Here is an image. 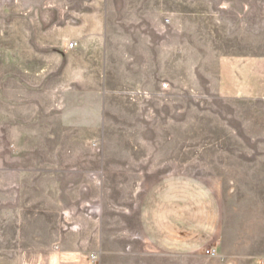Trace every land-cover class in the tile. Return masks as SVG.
Wrapping results in <instances>:
<instances>
[{
  "label": "rangeland",
  "instance_id": "obj_1",
  "mask_svg": "<svg viewBox=\"0 0 264 264\" xmlns=\"http://www.w3.org/2000/svg\"><path fill=\"white\" fill-rule=\"evenodd\" d=\"M244 36L264 0H0V264H179L184 206L185 264H262L264 100L218 69Z\"/></svg>",
  "mask_w": 264,
  "mask_h": 264
},
{
  "label": "crops",
  "instance_id": "obj_2",
  "mask_svg": "<svg viewBox=\"0 0 264 264\" xmlns=\"http://www.w3.org/2000/svg\"><path fill=\"white\" fill-rule=\"evenodd\" d=\"M243 41V50L230 55H224L220 57L218 61V69L222 84L227 92L235 97L249 100H264V42H261L259 47H252L253 45L251 44V38L249 36H244ZM180 201H182V195ZM183 201H185V199ZM174 208L175 207L164 208V223L167 229H171L172 226L176 228L175 232L178 231L179 237L175 239V237H172V235L168 233L169 236L166 238H168L170 242L175 243L178 250L176 252L180 257L179 264H185L188 250L196 249L198 240L195 238L191 241L182 237L181 234L184 232L183 229H185L188 224L187 207L184 206L181 208L178 216H174ZM211 224L212 221H207L206 228H208L209 225L211 226ZM213 231L217 233L219 232V228L216 227ZM96 254L99 253L91 252L88 259L83 261L84 263L80 262L77 264H92L96 262L99 259L98 255L94 262L90 259L91 255Z\"/></svg>",
  "mask_w": 264,
  "mask_h": 264
},
{
  "label": "built area",
  "instance_id": "obj_3",
  "mask_svg": "<svg viewBox=\"0 0 264 264\" xmlns=\"http://www.w3.org/2000/svg\"><path fill=\"white\" fill-rule=\"evenodd\" d=\"M73 48H74V45H73V44H70V45H69V49H73ZM206 255L209 256V257H211V258H214V257L217 256V253H216L215 249H212V250H208V251H206ZM96 258H97L96 255H91V256H90V259H91L92 261H95ZM262 264H264V262H263Z\"/></svg>",
  "mask_w": 264,
  "mask_h": 264
}]
</instances>
